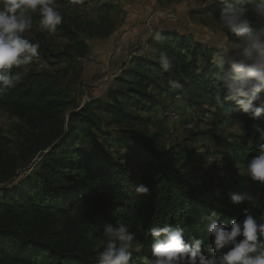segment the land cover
I'll use <instances>...</instances> for the list:
<instances>
[{
    "label": "trees",
    "instance_id": "obj_1",
    "mask_svg": "<svg viewBox=\"0 0 264 264\" xmlns=\"http://www.w3.org/2000/svg\"><path fill=\"white\" fill-rule=\"evenodd\" d=\"M221 7L209 4L201 9L217 16ZM63 17L56 31L66 41L62 49H53L45 39L32 41L41 45L33 60L49 68L59 63L65 67L23 73L22 65L14 66L11 71L20 79L0 94V109L22 126L17 140L3 135L0 128V264H97L96 250L105 243L103 226L117 220L127 223L142 245L133 252L135 264H147L153 243L151 236L144 235L149 227L179 225L186 237L197 236L207 245L209 214L215 212L229 221L242 219L241 210L248 207L254 215H264V206L248 201L233 205L226 194L223 199L212 195L216 187L238 192L254 187L264 193V185L242 174L245 162L264 142L253 128L264 124V119H250L232 101L217 102V52L201 50V45L190 43V37L176 30H154L143 52L133 53L114 76L108 97H94L79 106L63 79L89 50L83 39L88 25L85 30L80 17L70 21ZM89 24L96 25L92 33L97 36L109 35L113 29L108 16ZM160 52L171 59L170 72L160 65ZM178 93L188 105L200 99L197 109L209 114L208 131L224 145L222 155L234 175L230 185L216 183L195 168L187 140L168 144L164 126L149 130L153 119L140 112L165 108V95L174 101ZM167 106L178 114L176 123L183 129L193 120L196 128L186 131H197L196 119H184ZM225 124L237 130L216 133ZM113 130L119 135L114 137ZM120 144L134 153L133 170L122 162L123 153L113 150ZM141 183L148 186V194L136 193Z\"/></svg>",
    "mask_w": 264,
    "mask_h": 264
},
{
    "label": "clouds",
    "instance_id": "obj_2",
    "mask_svg": "<svg viewBox=\"0 0 264 264\" xmlns=\"http://www.w3.org/2000/svg\"><path fill=\"white\" fill-rule=\"evenodd\" d=\"M83 0H72L82 3ZM220 4L219 23L234 39L229 44L218 45L214 61L218 69L214 86L218 89V103L232 101L250 119H264V0H203V7ZM33 14H38L41 30L55 34L64 19L56 0H0V94L14 88L20 77L13 73L14 66L30 64L39 56V42L25 34L33 28ZM258 25L254 28L253 25ZM159 35V34H157ZM153 51H159L153 49ZM159 63L165 72L173 68L171 59L159 54ZM178 89L182 85L177 84ZM178 102L182 97L178 93ZM231 114V110H229ZM258 139L264 141V124H254ZM242 174L264 185V142H260L246 162ZM221 175H224L221 172ZM137 194L146 195V184L135 187ZM231 204L245 201L258 205L251 191L238 192L231 188L216 187L212 195ZM242 219H223L213 212L206 217V245L202 238L187 236L183 227L170 223L152 226L144 231L151 236V258L147 264H264V215H254L245 207ZM105 243L97 249V264H135L133 252L142 245L136 243L137 234L127 223L117 220L103 226ZM210 250L212 255H206Z\"/></svg>",
    "mask_w": 264,
    "mask_h": 264
},
{
    "label": "rangeland",
    "instance_id": "obj_3",
    "mask_svg": "<svg viewBox=\"0 0 264 264\" xmlns=\"http://www.w3.org/2000/svg\"><path fill=\"white\" fill-rule=\"evenodd\" d=\"M121 1L83 0L82 3H72V0H56L58 10L65 16L67 21L78 16L81 18L82 23L84 22L85 27L88 25V34L84 33L83 39L87 41L89 50L85 56L78 58L80 63H76L77 65L75 64L69 68V73L63 79L64 88L66 87L69 90L70 98L74 99L79 106L91 98L107 96L114 76L122 70L119 63L135 52L142 53L143 49L141 46L144 45L141 43L142 40H146L148 34L154 30H176L180 33H185L187 36L190 34L192 35L189 40L190 43L199 44L202 46L201 50H210V53L217 52L218 45L229 44L234 39L232 34L228 33L220 25L219 15L214 16L212 13H207L201 9L203 0H154L152 6L147 8L143 6L141 18L129 25L131 29L124 34L123 42H118L119 46H109L110 43L115 41V39L112 41L113 32L104 37L97 36V34L92 33L96 30V25L92 26L89 22H99L101 16H108L113 23L112 27L115 29L124 21L125 10L121 7ZM32 19L33 28L25 34L30 40L45 39L53 49L60 50L65 46L66 41L57 32L50 34L41 30L38 14H33ZM85 30H87V27ZM116 41H120V36L116 37ZM104 45L107 46L104 55L108 54V58L106 59V64L100 68L101 63H98L96 50ZM65 65L64 63H59L49 68L45 63L35 59L30 64L22 65V70L23 73L30 69L42 70L49 68L53 70L63 68ZM91 66L95 67L92 68ZM167 96L169 98L166 105H171L178 110L184 119H196L198 124L197 131H186L187 129L196 128L193 120L190 121L191 123L187 122L189 126L187 123L185 124L187 126L185 127L186 130L183 129L181 123H176L179 120L178 115L176 118L172 116L176 112L170 108L168 109L169 106L166 107V105L165 108L157 106L148 113L145 111L140 112V114H146L153 119L149 130L164 126L166 128L165 142L168 144L187 140L193 152L195 168L200 172L209 174L208 177L216 183H221L225 186L230 185L234 175L227 159L222 155L225 147L222 143L212 138L209 133V125L206 121L209 114L206 116L196 107L201 100L196 99L195 105H188L183 101L178 102L176 97L174 101H171L173 100L172 97L170 95ZM164 113L168 116L166 117ZM0 128L3 135L11 140L21 138L22 126L19 120L4 109H0ZM105 128L110 129V126H105ZM234 130L236 131L237 128L225 124L220 126L219 131L216 133L228 134L233 133ZM117 132L113 130L112 135L116 137L119 133ZM123 143L125 145V141ZM124 145L120 144L117 149L114 147L113 150L123 153L120 155L122 162L133 170L137 166L134 153L124 147ZM221 172L224 175H221ZM249 191L256 197L258 202L256 207L264 206V193L254 187L250 188Z\"/></svg>",
    "mask_w": 264,
    "mask_h": 264
},
{
    "label": "crops",
    "instance_id": "obj_4",
    "mask_svg": "<svg viewBox=\"0 0 264 264\" xmlns=\"http://www.w3.org/2000/svg\"><path fill=\"white\" fill-rule=\"evenodd\" d=\"M103 1H108V0H103ZM121 7L122 9L125 10L124 13V21L121 22V24L118 27H115V29L111 32H113V38L112 41L115 39L114 42L110 43L109 46H117L118 42L122 43L123 42V38L125 37L124 34H126L127 31H129L131 28L129 27L130 24L134 23L135 21H137L138 19L141 18L142 16V12L144 8L150 7L154 4V0H122L121 1ZM144 6V8H143ZM203 7V6H202ZM113 25V23H112ZM185 35V33H183ZM120 36V41H116V37ZM187 36V35H186ZM188 37L192 38V35H188ZM110 40V39H109ZM110 42V41H109ZM146 40H142V45L141 47H145ZM121 45V44H120ZM105 46V47H104ZM104 46H100L97 50V59H98V63L101 65L99 66L100 68L106 64V59L108 58V54H105V50H106V45ZM119 46V45H118ZM144 50V49H143ZM132 54V53H131ZM131 55H129L128 57H125L121 63H119V66L124 67L128 64V60L130 58ZM97 66V65H95ZM95 66H91L92 68H94ZM117 72V71H116ZM118 73V72H117ZM114 76V75H112ZM169 97L167 95H165V99H168Z\"/></svg>",
    "mask_w": 264,
    "mask_h": 264
},
{
    "label": "built area",
    "instance_id": "obj_5",
    "mask_svg": "<svg viewBox=\"0 0 264 264\" xmlns=\"http://www.w3.org/2000/svg\"><path fill=\"white\" fill-rule=\"evenodd\" d=\"M178 114L177 113H175V114H172V116H175V118H176V116H177ZM188 126H189V124H188Z\"/></svg>",
    "mask_w": 264,
    "mask_h": 264
},
{
    "label": "bare ground",
    "instance_id": "obj_6",
    "mask_svg": "<svg viewBox=\"0 0 264 264\" xmlns=\"http://www.w3.org/2000/svg\"><path fill=\"white\" fill-rule=\"evenodd\" d=\"M174 114V113H173ZM168 116V115H167ZM177 117H179V116H177ZM170 118V117H169ZM174 122V121H173ZM191 123V122H190ZM188 124V123H187ZM195 124V123H194ZM185 127H187V126H185ZM193 127V126H192ZM189 128V127H188Z\"/></svg>",
    "mask_w": 264,
    "mask_h": 264
}]
</instances>
